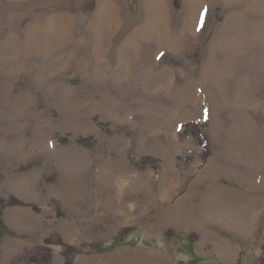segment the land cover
<instances>
[{
  "label": "rangeland",
  "instance_id": "obj_1",
  "mask_svg": "<svg viewBox=\"0 0 264 264\" xmlns=\"http://www.w3.org/2000/svg\"><path fill=\"white\" fill-rule=\"evenodd\" d=\"M115 2L117 17L129 19L138 36L132 56L161 54L193 69H95L90 51L83 58L16 56L7 32L29 17L5 13L0 197L39 210L5 206L4 219L15 207L45 220L57 207L67 215L62 200L110 224L131 213L130 223L155 225L157 210L170 204L160 195L174 189V199L188 196L205 212L217 194L241 196L228 203L229 217L258 202L264 230V0ZM171 36L179 37L178 55L139 49ZM192 120L206 123L205 161L184 126Z\"/></svg>",
  "mask_w": 264,
  "mask_h": 264
},
{
  "label": "crops",
  "instance_id": "obj_2",
  "mask_svg": "<svg viewBox=\"0 0 264 264\" xmlns=\"http://www.w3.org/2000/svg\"><path fill=\"white\" fill-rule=\"evenodd\" d=\"M117 10L115 0H0V21L8 12L13 18L19 12L29 17L22 26L11 24L7 32L6 41L13 43L16 56L22 51V56L28 57L83 58L90 51L95 69H193L160 56V50L179 54L177 36L155 46L139 45V49L155 47L160 55L132 56V49H138V36L129 19L117 17ZM163 193L162 201L170 200V204L167 210L164 206L157 210L155 225L130 223L137 215L131 213L115 215L129 218L110 224L91 211L85 212L82 203L70 205L62 200L67 215L57 216L50 210L46 220L34 211L15 207L12 217L5 212L13 234L2 237L0 264H37L13 260L53 232L69 245L96 243L92 250L75 254L72 264H259L264 230L259 227L258 202L252 203L247 214L229 217L228 203L242 199L237 194L211 197L208 202H215L214 209L205 212L188 196L178 200ZM52 248L51 264H64L63 245Z\"/></svg>",
  "mask_w": 264,
  "mask_h": 264
},
{
  "label": "trees",
  "instance_id": "obj_3",
  "mask_svg": "<svg viewBox=\"0 0 264 264\" xmlns=\"http://www.w3.org/2000/svg\"><path fill=\"white\" fill-rule=\"evenodd\" d=\"M184 126L186 130H191L192 134L197 139V143L202 148L200 154L201 159L203 161L207 160L211 154V146L206 131L202 129L203 127H206V123L203 121L192 120L185 123ZM79 141L85 142L84 144H87L84 138H80ZM146 158L148 157H145L144 160H146ZM9 205H27L35 210H39V207L35 203L21 201L14 195H10L7 198L0 197V243L3 236L13 234V230L7 225L3 217V209L5 206ZM56 212L57 216L64 215V212L58 207ZM54 244L63 245L64 264H72V259L75 254L85 250L90 251L96 246V243H83L78 246L69 245L63 242L58 232H53L48 237L44 238L42 242L34 248L27 250L23 254L15 257L13 263L29 261L35 262L37 264H51L53 255L52 246Z\"/></svg>",
  "mask_w": 264,
  "mask_h": 264
},
{
  "label": "bare ground",
  "instance_id": "obj_4",
  "mask_svg": "<svg viewBox=\"0 0 264 264\" xmlns=\"http://www.w3.org/2000/svg\"><path fill=\"white\" fill-rule=\"evenodd\" d=\"M230 4V3H229ZM157 13H159V12H157ZM254 16V15H253ZM152 18V17H151ZM256 20V19H255ZM158 21V20H157ZM154 22H155V20H154ZM260 24V23H259ZM249 30V29H248ZM261 39V38H260Z\"/></svg>",
  "mask_w": 264,
  "mask_h": 264
}]
</instances>
